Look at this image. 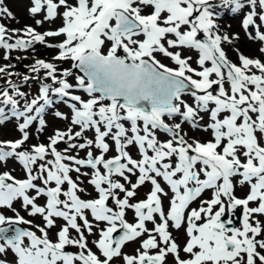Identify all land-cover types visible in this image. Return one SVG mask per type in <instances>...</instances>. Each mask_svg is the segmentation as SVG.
<instances>
[{"label": "snow or ice", "instance_id": "6c2138e0", "mask_svg": "<svg viewBox=\"0 0 264 264\" xmlns=\"http://www.w3.org/2000/svg\"><path fill=\"white\" fill-rule=\"evenodd\" d=\"M220 9L239 14L248 38L264 43V0H32L29 12L59 18L57 30L12 29V43L0 24L5 60L11 50L61 37L53 59L72 62L58 72L36 60L29 71L44 70L51 84L22 111L18 85L9 80L12 93L0 91V103L22 118L21 138L0 140V163L16 160L25 172L22 179L0 172V209L14 213L0 212V256L13 254L0 264H167L170 255L174 264H264V62L243 54L239 64L229 61L222 44L238 37L221 34ZM0 16L12 13L0 7ZM10 67L0 74L14 75ZM52 96L70 108L54 113L69 126L24 150L29 126L45 127ZM6 119L0 108V123ZM185 123L211 138L188 137ZM80 176L90 177L96 196L82 198ZM238 185L247 188L243 196ZM16 202L39 222L21 216ZM237 210L238 227L229 218ZM170 228L183 229L182 245ZM138 239L135 255L124 254Z\"/></svg>", "mask_w": 264, "mask_h": 264}, {"label": "rangeland", "instance_id": "374dc122", "mask_svg": "<svg viewBox=\"0 0 264 264\" xmlns=\"http://www.w3.org/2000/svg\"><path fill=\"white\" fill-rule=\"evenodd\" d=\"M0 7H6L11 13L12 17L8 18L6 16H0V24H3L8 30V35L12 37V39L9 42L14 43L15 39L17 38L13 33L11 32L12 29L22 30L25 27H32L35 31L39 33H43L46 31H55L61 26V20L59 18L54 20H45L44 12L38 13L32 18H26L24 16H27L26 13L29 12V8L32 7V3L30 0H2V3H0ZM42 20L43 22L39 25L35 23L36 20ZM219 20V19H218ZM217 20V21H218ZM237 23H241L240 16L236 19ZM219 23V22H218ZM221 24V23H220ZM224 28H227L228 26L225 24H221ZM244 36L248 38V35L246 32H244ZM61 37H46L45 43H36L29 47L26 50H19L14 49L11 50L8 55L9 59L5 60L4 55L6 53V50L0 49V67H3L5 65H12V67L7 68L6 72H12L14 75L9 77L6 73L0 74V91H3L7 89L9 93H12V89L8 86V81L11 80L12 83L19 86L18 90L20 92L25 93V97H15L18 101V108L22 111L23 106L26 101H30L31 99L35 98L38 95L40 85L42 83L51 84V81L44 78V70H41L39 74L33 73L29 71V67L35 63L36 60H44L46 62H51L57 65L58 72H62L65 69H71L72 62L71 61H56L53 59L54 56L58 55V49L54 47L56 44H58L61 41ZM247 43L254 46L253 49L248 50L245 48H242L240 44L236 43L234 40H232L229 44V49H224L227 58L229 61L235 64H239V55L243 54L246 57L253 58V59H261L262 62H264V54L257 53V50L264 46V43L260 41H254V40H247ZM49 45H52V47H49ZM194 66V65H193ZM210 66V64H209ZM195 67V66H194ZM74 73L78 74V70L72 69ZM27 75L30 77V79L25 82L23 80V77ZM46 80V81H41ZM69 80L71 82L74 81V77H69ZM58 86V85H57ZM78 95L84 96L85 94L81 92H76ZM186 102L192 103L193 98L190 95H186L184 97ZM0 100H2V97H0ZM0 108L4 109L5 114L7 115L8 119L4 120L3 123H0V140H15L18 138H21V133L18 131V124L22 122V118L20 121H18L14 116H12V107L11 105H4L0 103ZM55 111H60L64 113L65 115L70 114V108L67 106V104L61 102L59 99H55L52 108L49 109L48 112H44L43 118L45 119V127L43 130L38 131L39 128V121L36 120L33 122L32 125L29 126L27 129L29 133V139L25 142L23 149L29 150L32 148L33 145L38 144H47L48 143V137L54 132L59 130H66L67 127L70 124L69 120H61L57 118L54 113ZM35 113H33L34 115ZM204 116L203 120H200L199 123L201 125H205L206 121L208 120V116L206 114H201ZM169 123H172V121H168ZM176 122H179L178 120ZM184 132L187 133V136L190 138L199 139L201 141H205L210 139V130L208 132L204 131L202 128H193L190 124H183L182 125ZM91 136L90 133L86 134ZM160 139H165L164 134H159ZM79 142V141H78ZM33 144L31 147L30 145ZM65 145L61 143L58 145V150H63ZM131 154L133 156L136 155L135 149H130ZM80 156H84V152L80 151ZM2 171H9L13 176H15L18 179H22L25 177V172L23 170L22 165L16 160L9 159L6 163H0V172ZM82 171H88L87 169H83ZM73 178L77 176L76 173H72ZM90 177L87 176H80V179L78 183H80L81 187L85 188V193L82 194V198H92L96 196L94 188L87 183L88 179ZM147 187H143L138 190L136 199L144 198ZM247 191L246 187H240L239 185L236 188V194L238 196H243L245 192ZM210 197V193H205L204 197L205 199ZM114 207V205H111ZM165 206H167V201L165 200ZM194 207L196 204L193 205ZM14 207L19 212L21 216H24L25 219H33L34 223L39 222L38 219H34L32 217H29L26 213V211L21 206V202H16L14 204ZM0 212H2L6 216H12L14 213L10 209H0ZM126 219L128 222H134V212L129 209L126 210ZM240 220L233 224V226H240ZM25 227H28L27 225H23ZM151 227V225H149ZM53 230V234H54ZM170 231L172 232L173 237L176 239V242L178 244L184 243V231L176 230L173 228H170ZM92 239V238H90ZM139 239L136 241H131L127 243V245L123 248V253L128 255H135L136 249L139 248ZM72 251H75L74 249H70ZM0 259H5L9 262L13 260V254L11 252L8 253L6 257L0 256ZM115 264H122L121 260L117 258L115 260ZM167 264H174V258L170 255L167 257Z\"/></svg>", "mask_w": 264, "mask_h": 264}, {"label": "bare ground", "instance_id": "6f19581e", "mask_svg": "<svg viewBox=\"0 0 264 264\" xmlns=\"http://www.w3.org/2000/svg\"><path fill=\"white\" fill-rule=\"evenodd\" d=\"M30 1L32 3V0H30ZM221 10L223 11V14L220 16L219 20L217 21V23L219 22L218 24L220 25L221 34L222 35L223 34H227L230 37H233V36L238 37L237 39H234V41L236 43L240 44L242 48H245V49H248V50L253 49L254 46L246 42L247 40H251V39L246 38L244 36V32L245 31L241 27V23H237L236 22V19L240 15L239 14H233L228 9H221ZM26 15L27 16H24L26 18H32L33 17V15L31 13H26ZM220 23L221 24H225L228 27L224 28ZM254 41H256V40H254ZM222 48L229 49V44L227 42L223 43L222 44ZM257 53H259V49L257 50ZM188 54L195 55L194 53H188ZM164 62L168 63V61H164ZM169 66H173V65H169ZM194 66H196V65H194ZM55 99H59V98L55 97ZM192 103L194 104V101H192ZM32 145L33 144H31L30 147Z\"/></svg>", "mask_w": 264, "mask_h": 264}]
</instances>
